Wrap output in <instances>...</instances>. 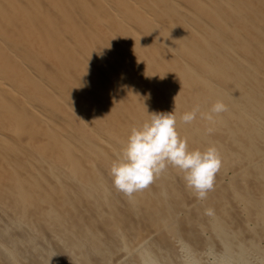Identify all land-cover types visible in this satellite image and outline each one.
<instances>
[{"label": "bare ground", "instance_id": "6f19581e", "mask_svg": "<svg viewBox=\"0 0 264 264\" xmlns=\"http://www.w3.org/2000/svg\"><path fill=\"white\" fill-rule=\"evenodd\" d=\"M154 112L218 150L205 198L115 188ZM0 264H264V0H0Z\"/></svg>", "mask_w": 264, "mask_h": 264}, {"label": "clouds", "instance_id": "9594fccd", "mask_svg": "<svg viewBox=\"0 0 264 264\" xmlns=\"http://www.w3.org/2000/svg\"><path fill=\"white\" fill-rule=\"evenodd\" d=\"M225 111L227 106L218 101L207 114L201 113V117L213 121L214 114ZM198 112L197 105L185 112L181 119L185 124H190ZM172 113H149V121L131 129L121 159L114 162L110 170L118 191L131 196L146 189L169 165L184 173L183 179L198 198H205L213 188L216 173L221 167L218 150L209 147L203 152L190 151L187 140L181 138L176 130V117ZM208 131L211 132V129Z\"/></svg>", "mask_w": 264, "mask_h": 264}, {"label": "rangeland", "instance_id": "374dc122", "mask_svg": "<svg viewBox=\"0 0 264 264\" xmlns=\"http://www.w3.org/2000/svg\"><path fill=\"white\" fill-rule=\"evenodd\" d=\"M210 253V251H209V248L208 247H206L205 248V250H204V254H201V255H199L200 256V259L202 260V261H204V257H205V262L206 261H208V260H211L212 258V255H211V253ZM207 257H208V260H207Z\"/></svg>", "mask_w": 264, "mask_h": 264}]
</instances>
